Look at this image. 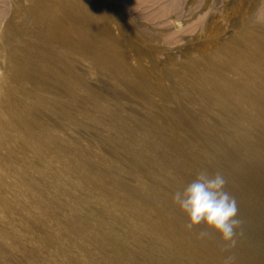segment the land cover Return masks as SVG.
I'll return each instance as SVG.
<instances>
[{"label":"rangeland","instance_id":"374dc122","mask_svg":"<svg viewBox=\"0 0 264 264\" xmlns=\"http://www.w3.org/2000/svg\"><path fill=\"white\" fill-rule=\"evenodd\" d=\"M259 2L0 0V264H264ZM204 170L228 251L173 202Z\"/></svg>","mask_w":264,"mask_h":264},{"label":"clouds","instance_id":"9594fccd","mask_svg":"<svg viewBox=\"0 0 264 264\" xmlns=\"http://www.w3.org/2000/svg\"><path fill=\"white\" fill-rule=\"evenodd\" d=\"M251 25H264V0L249 18ZM226 179L217 172L209 175L206 170L200 171L197 178L186 185L183 190L176 191L173 202L187 216L186 230L203 225L198 239L209 236V230L220 234L224 242V251L235 248L237 236H242V221L237 218L238 206L234 196L226 190ZM235 257L229 255L224 264H234Z\"/></svg>","mask_w":264,"mask_h":264},{"label":"bare ground","instance_id":"6f19581e","mask_svg":"<svg viewBox=\"0 0 264 264\" xmlns=\"http://www.w3.org/2000/svg\"><path fill=\"white\" fill-rule=\"evenodd\" d=\"M88 10V9H87ZM92 13H94V12H92ZM76 14V13H75ZM96 14V13H95ZM71 17V16H70ZM69 17V18H70ZM82 18V17H81ZM95 21V20H94ZM94 24V23H93ZM70 35V34H69ZM89 38V37H88ZM83 41V40H82ZM236 48V47H235ZM94 53V52H93ZM249 54V53H248ZM214 238V237H213ZM211 242V241H210ZM205 243V242H204ZM250 243V242H249ZM222 248V247H221ZM210 249V248H209ZM211 250V249H210ZM224 251V250H223ZM195 253H196V251H195ZM238 253V252H237ZM239 254H240V252H239ZM236 255V254H235ZM241 255H242V253H241ZM174 256V255H173ZM233 256H234V254H233ZM227 257V256H226ZM239 257H240V255H239ZM209 259V258H208ZM210 259H212L211 257H210ZM214 259V258H213ZM217 259V258H216ZM247 259V258H246ZM248 260H249V258H248ZM165 261H167V260H165ZM215 261V260H214ZM214 261H212V262H214ZM250 261V260H249ZM162 262V261H161ZM170 262V261H169ZM216 262V261H215ZM253 262V261H252ZM164 263V262H163ZM217 263V262H216ZM241 263V262H240ZM254 263V262H253ZM169 264H173V262H170ZM235 264V263H234ZM242 264V263H241ZM252 264V263H251Z\"/></svg>","mask_w":264,"mask_h":264}]
</instances>
